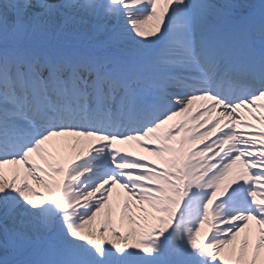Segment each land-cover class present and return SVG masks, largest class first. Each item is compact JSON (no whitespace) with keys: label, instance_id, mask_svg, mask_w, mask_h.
I'll return each instance as SVG.
<instances>
[{"label":"snow or ice","instance_id":"obj_1","mask_svg":"<svg viewBox=\"0 0 264 264\" xmlns=\"http://www.w3.org/2000/svg\"><path fill=\"white\" fill-rule=\"evenodd\" d=\"M0 264H264V0H0Z\"/></svg>","mask_w":264,"mask_h":264},{"label":"bare ground","instance_id":"obj_2","mask_svg":"<svg viewBox=\"0 0 264 264\" xmlns=\"http://www.w3.org/2000/svg\"><path fill=\"white\" fill-rule=\"evenodd\" d=\"M171 123H175V121L170 122V124ZM256 127H257V129H261L260 125H256ZM241 130H243V129H241ZM118 147L124 151H132L135 155H144V156L147 155V153H144L142 150H140L139 148H137L131 144H129V145H118ZM149 159H153L154 161L157 160V158H155V157H149ZM114 206H115V204H114ZM202 236H203V230H202Z\"/></svg>","mask_w":264,"mask_h":264}]
</instances>
